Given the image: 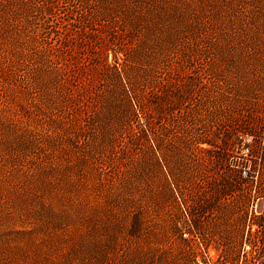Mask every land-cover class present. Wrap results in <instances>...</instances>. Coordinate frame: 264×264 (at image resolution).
Masks as SVG:
<instances>
[{
  "label": "rangeland",
  "instance_id": "rangeland-1",
  "mask_svg": "<svg viewBox=\"0 0 264 264\" xmlns=\"http://www.w3.org/2000/svg\"><path fill=\"white\" fill-rule=\"evenodd\" d=\"M242 163L264 191V0H0V264H245Z\"/></svg>",
  "mask_w": 264,
  "mask_h": 264
},
{
  "label": "trees",
  "instance_id": "trees-1",
  "mask_svg": "<svg viewBox=\"0 0 264 264\" xmlns=\"http://www.w3.org/2000/svg\"><path fill=\"white\" fill-rule=\"evenodd\" d=\"M252 118L254 121H257L256 118H254V115H252ZM250 125V124H249ZM238 130L242 133H247V134H250V135H254L255 134V131L254 129L250 126H248V124L246 123H242L241 125L239 124L238 126ZM202 139L201 138H198L197 142H199L198 144V149L200 151H206V152H209V147H205V146H201L200 144L201 143H204V142H207L208 144L210 145H213V143L210 141H201ZM212 156H215V158L217 159H220L222 158L219 153H215L213 154ZM248 164V163H247ZM246 163H242L241 165L240 164H237V168L234 170L236 172V175L238 174L239 178L240 179H244L245 182L247 184H249L251 187H254L253 190H255V193H253V195L259 197V196H264V191H261V186H262V183L259 179H257V171H256V166L253 168V169H247L248 168V165ZM247 174V177H244L243 174ZM179 182H184L185 183V179L183 176L179 177ZM177 188H179L177 190V194H180V196L182 197H185V195L189 194V191L187 190V188L184 186V184H181V183H177ZM216 192L218 193H221L223 195H226L227 192L225 189L221 188V189H216ZM254 192V191H253ZM250 194H252V192H250ZM247 198V196H244ZM249 198V196H248ZM245 200V199H244ZM190 210L192 207H189ZM241 209H244V203H242ZM258 219H260L259 221H255V223L257 224V229L249 234H252V233H258V232H261L262 235H264V217L263 216H258ZM244 235V233H243ZM243 235H242V242H243ZM264 237V236H263ZM251 242V249L245 251V264H255L254 261H253V258H255L256 256L254 255V252H258V254L260 252H264V241H262V245L259 244V241L258 240H255V241H250ZM244 243H245V240H244ZM248 254H253L252 258L249 259L248 258Z\"/></svg>",
  "mask_w": 264,
  "mask_h": 264
}]
</instances>
